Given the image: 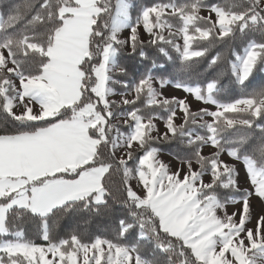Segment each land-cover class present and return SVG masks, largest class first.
Listing matches in <instances>:
<instances>
[{
    "label": "snow or ice",
    "instance_id": "1",
    "mask_svg": "<svg viewBox=\"0 0 264 264\" xmlns=\"http://www.w3.org/2000/svg\"><path fill=\"white\" fill-rule=\"evenodd\" d=\"M237 33L260 39L216 50ZM256 70L264 0H20L0 11V264H264ZM226 78L238 95H223ZM173 144L165 161L161 145ZM85 215L108 218L111 235H54ZM33 219L43 244L26 236Z\"/></svg>",
    "mask_w": 264,
    "mask_h": 264
},
{
    "label": "trees",
    "instance_id": "2",
    "mask_svg": "<svg viewBox=\"0 0 264 264\" xmlns=\"http://www.w3.org/2000/svg\"><path fill=\"white\" fill-rule=\"evenodd\" d=\"M19 2L20 0H0V3L4 5L3 8H0V11H2L6 17L8 12V6ZM145 2H151V0H145ZM251 38L260 39V37L255 34L249 33L248 37L245 38V37H241L239 33H237V36L234 39L227 40L223 44L218 45L216 50L224 51L225 48L231 45V47L235 48L237 51H241L243 46L246 44L247 39H251ZM128 62L130 65H134L139 70H143L142 66L135 64L134 61L129 60ZM252 81L254 85H259L260 83L264 82V71L256 70L252 77ZM221 87L226 88V91L223 93V95H227V96L238 95L240 91L238 88L235 89L232 88L231 80L228 78L222 81ZM177 147L178 146L175 144L161 145L162 152H165L171 156H173V154L177 150ZM88 218L89 217L85 215L83 217H75L70 220H61L59 222L58 227L55 230L54 235L64 237L67 236L73 229H76L78 232L82 233L85 231V228L87 229L88 237L95 235H104V236L111 235V229L114 225L108 218L103 216L94 217L92 218L90 224L85 225L83 221ZM38 225H39V221L37 219L28 221L25 228L26 236L27 238L32 239L35 243L43 244L45 242L40 238V235L37 232ZM88 237H84V239H88Z\"/></svg>",
    "mask_w": 264,
    "mask_h": 264
},
{
    "label": "rangeland",
    "instance_id": "3",
    "mask_svg": "<svg viewBox=\"0 0 264 264\" xmlns=\"http://www.w3.org/2000/svg\"><path fill=\"white\" fill-rule=\"evenodd\" d=\"M202 14H207V13H202ZM172 94H174V95H176L178 97H183L185 95L183 92H181L179 90L173 92ZM188 99H189V103H190V106H191L192 110H197L198 107L202 106V105H200L199 102L195 101L191 97H189ZM204 151L207 154V153H209L211 151V149H210V147H208V148H205ZM162 159H164L165 161H168V160L173 159V156H171V155H169V154H167L165 152H162ZM133 183L135 184V182H133ZM254 204H255V213H260L261 206L258 203H256V202H254ZM233 210H234L233 207L230 206L229 207V211H233ZM252 226H253L252 224H249V227H252Z\"/></svg>",
    "mask_w": 264,
    "mask_h": 264
}]
</instances>
